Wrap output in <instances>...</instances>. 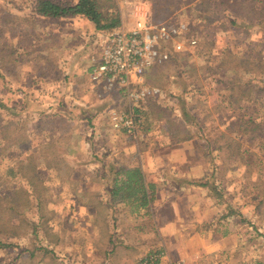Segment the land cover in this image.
<instances>
[{"label": "rangeland", "instance_id": "obj_1", "mask_svg": "<svg viewBox=\"0 0 264 264\" xmlns=\"http://www.w3.org/2000/svg\"><path fill=\"white\" fill-rule=\"evenodd\" d=\"M53 1L62 5L76 2ZM241 1L249 8L238 6ZM114 2L120 13L119 28L130 29L134 25L135 7L141 5L147 7L152 21L181 20L191 27L190 37L194 36L197 44L188 53L153 66L145 75L146 82L158 87L160 93L137 106L144 118L139 148L150 146V141H141L150 136L159 139L153 141L152 152L172 153L179 147L172 158L185 161H179L175 168L193 177L189 184L196 190L190 195L199 203V219L215 225V251L239 248L240 258L230 263L264 264V209H257L251 199L257 176L254 161L259 157L264 164V150L252 146L245 155L249 161L246 163L229 147L235 139L242 142V148L251 147L250 138L264 128V92L259 89L264 84L259 72L264 61L256 62L264 55V18L260 24L255 23L256 19L246 22L258 8V14L264 17V0H170V9L162 17L152 7L154 0ZM34 3L35 0H0V199H8L12 191L23 189L31 206L12 221L18 223L24 218L37 224L36 233L31 232L30 226L23 227L26 233L13 240L12 247L0 250V264H98V208L83 205L82 200L91 198L87 191L98 189L94 173L98 169V152L106 151V147L98 145V118L79 109L86 104L73 102L68 107L67 102L74 99L65 95L71 96L66 74L69 66L62 64L67 60L80 61L87 55L88 62L83 66L93 65L106 33L90 29L78 16L40 18L33 12ZM247 62L252 70L237 67ZM35 71L36 76L32 74ZM232 75H238L240 82L251 89L252 101L243 103L246 109L229 105L227 81ZM91 83L95 88L91 107H100L104 117L111 110H124L129 105L121 91ZM4 88H10V94ZM18 90L23 93L15 95ZM24 93L30 96H22ZM34 95H38L37 100ZM62 95L67 97L66 102ZM50 98H55L54 106ZM248 113L254 117L256 128L245 136L238 127V118ZM71 120L73 124H67ZM171 134L189 139L181 146L172 141L157 145L164 141L160 137ZM110 137L120 139L121 145L133 146L136 142L122 133H111ZM155 164L159 167L160 162ZM81 169H91L94 177L90 176L89 182L79 178ZM81 184L83 188L79 187ZM204 185L210 192L203 194L200 187ZM38 206L43 207L41 215ZM174 212L172 204L165 203L161 213L164 218H172ZM94 218L96 224L92 222ZM117 227L114 224L111 229L114 245L122 237ZM170 245L178 256L179 242L172 241ZM146 246L138 245L135 259L147 251ZM217 258L215 254V262Z\"/></svg>", "mask_w": 264, "mask_h": 264}, {"label": "crops", "instance_id": "obj_2", "mask_svg": "<svg viewBox=\"0 0 264 264\" xmlns=\"http://www.w3.org/2000/svg\"><path fill=\"white\" fill-rule=\"evenodd\" d=\"M79 18H82V23H88L89 25L87 26H89L90 29L98 32L94 25L86 18ZM18 47L19 46H17V49ZM86 56L83 59H80V61L67 60V62H63L62 65H66V67L69 66V70L66 74H69L68 80L70 81L69 86L71 88V96L69 94L65 95L74 99L72 102H67L68 107L72 106L73 102H79L80 104L81 101H83L84 104H86L84 108L79 109L85 113L86 111H90L92 112V115L96 116V119L98 118V127L96 128L98 129V145L100 147H106V151L98 152V169H95L96 173H94L96 181H98V189L91 192L87 191L91 197L88 199L89 201L87 200L88 202H83L82 200L83 205L88 206L91 204L89 207L98 208V264H138L140 257L148 253L156 252L163 253V258L159 260L158 264H175L178 261H182L184 264H227L232 260L240 258L242 253H240L239 248L220 249V251H215V245L216 243L218 244V241L214 240L215 232H213V228H215V225H212V222L206 221L205 219H199V214H197L198 207H196L199 203L193 196L190 195V193H194V190H196L195 186L189 184V181L193 180V177H188V173L178 169V167L177 169L175 168L179 161H185V158L179 159L178 157L175 160L172 158L173 155L171 154H175V152L179 151L180 148L178 147L177 151H171L172 153L163 154L162 150L152 152L151 147L159 140H156V138L152 136H150L149 139L141 140L142 142L147 143L150 141L149 147L139 148L142 144L138 139V136L142 128L144 118H142L141 125L137 127L136 132L131 135L126 133L124 130L113 129L110 126L109 117H104L105 114L103 115L101 108L91 107L93 103L90 101H94L95 99V88L91 83L92 80L90 78V71L98 59L93 65L86 68L83 66V63L87 64L88 62ZM35 73H37V71L32 74L36 76ZM39 73L41 72H38V74ZM51 77L53 78V76ZM51 77L48 79L51 80ZM57 82L60 83L61 78ZM6 84L10 86V83ZM146 84L148 83L146 82ZM18 87L19 85H17L16 88ZM115 90L121 91L126 101L123 90L119 88H115ZM4 92L6 94H10V88H4ZM17 93L23 92L19 90L14 92L15 95H17ZM26 93L21 95H28ZM37 96L38 95L33 96L34 100H37ZM66 96H63L65 102L67 100ZM42 97L44 96H41L40 100H42ZM77 97H81V100ZM40 100H38V102H40ZM48 100H50L49 102L52 106H54L53 103H56L55 98L53 100L52 98ZM134 109L136 111L138 110V112L143 115V112L139 107H134ZM75 110L77 111L78 107H76ZM124 110H129V105ZM99 113H102L103 115L102 121H100ZM68 122L73 124L72 120L67 121V124ZM158 123L159 124L157 125L161 127V122ZM111 133H122L123 135L135 138L136 142H134V145H136V147L134 148V145L131 146V144L121 145V143H119V141H121L120 139L114 140L110 137ZM146 136L147 134H145L143 138ZM167 136L168 137H160V140L164 141L157 143V145L163 146L164 143L167 142V144H169V142L172 141L181 146V144L186 142V139H189V137L177 139L174 134ZM74 159L77 160V158ZM156 162H160L158 165L159 167L155 164ZM153 164L156 165V167ZM160 166H163V168ZM134 167H139L144 174L146 184H151L153 186V196L146 208L136 209L132 203L120 201L118 197H114L111 194L116 172L121 168L131 169ZM73 171L74 170H72V172ZM91 172H93L91 169H81L79 171V178L82 177L86 180V182H89L88 180H91L89 177H94L91 175ZM83 185L84 184H81L79 187L83 188ZM200 189L204 190L202 191L203 194L207 191L210 192V188H208L207 185L202 186V188L200 187ZM168 193H170V196H168ZM205 201L210 204V206H213V203H209V200L207 201L206 199ZM165 203L168 206L169 204H172L174 207L175 212L172 218H164L161 213ZM207 203H205L206 206ZM80 205L82 204L80 203ZM206 209L209 208L206 207ZM188 215L190 220H188ZM134 220H139L141 222L140 224H146V222L148 224H146L147 226L135 225ZM92 222L96 224V218H94ZM200 223L205 225L204 228L199 226ZM114 224L118 225L117 228L122 236L117 245H114L110 239L112 233L111 229ZM191 224H194V226ZM172 241L179 242L178 256L172 252L170 245ZM156 243H159L160 246L158 245V247H155ZM138 245H148L146 246L147 251H144V249L141 250V252L144 251V253L140 254L137 259H135L134 255L136 254ZM138 252L140 251L138 250ZM215 254L219 256V258H217V262L213 259Z\"/></svg>", "mask_w": 264, "mask_h": 264}, {"label": "trees", "instance_id": "obj_3", "mask_svg": "<svg viewBox=\"0 0 264 264\" xmlns=\"http://www.w3.org/2000/svg\"><path fill=\"white\" fill-rule=\"evenodd\" d=\"M102 1L105 2L104 5ZM169 1L170 0H154L152 7L158 9L160 17L167 15L168 10L170 9V6H168ZM173 1L179 2L180 0ZM114 3V0H76L74 4L62 5L53 0H35L33 12L36 16L43 18H63L73 16L84 17L94 25L98 32L107 34L118 29L121 23L120 13ZM238 3V6H242L245 9L250 6L249 4L242 3V1ZM260 12L261 8H258V11L247 18L246 22H251L253 19H256V24L263 22L264 17H261V15L258 14ZM159 19L160 18H156L152 21L149 15V20L153 23L162 22V20L160 21ZM190 34L191 27H189V37ZM185 53H188V51H174L170 54L167 61L172 58L174 60V58L176 59L180 54ZM261 61H264V55H261L260 58L256 60L257 63H260ZM262 65L263 69L259 72L263 76L262 81L264 82V63H261V66ZM237 67H244L246 70H252V67H249L248 62L246 64L243 63L237 65ZM227 87L231 97L229 100L230 107H237L238 110L243 108L246 109L243 103L252 101L251 89L244 83L240 82V77L238 75H232L230 79H228ZM259 89L261 92H264V84ZM232 95H235V97H232ZM262 98L264 99V96H262ZM1 107H3V104L0 101V108ZM238 127L242 128V135L250 133L256 128L254 124V117L249 113L247 115L240 116L238 118ZM262 130H264V128H259V132L250 138V141H252L251 147L247 146L242 148V142L235 139L234 145H229V147L234 150L232 152H234L240 160L249 163V161L245 158V155L249 153L252 146H257L264 150V131ZM230 154L233 155V153ZM256 159L257 160L254 161V165L257 170V176L253 183L251 199L255 200V207L257 209H264V164L259 157ZM111 194L114 197H118L120 201L132 203L136 209L146 208L153 196V186L151 184H146L144 174L139 167L131 169L121 168L115 174ZM30 206L31 201L29 200L28 194L20 188L12 191V196L8 199H0V250L12 247L14 244L13 240H18L24 233H26V229L22 231L23 227L30 226L32 233L37 232V224L32 220L22 218L18 223H14L12 221L16 214L20 215V213L23 212L22 210L27 209ZM37 208H40L38 212H40L41 215V208L43 209V207L38 206Z\"/></svg>", "mask_w": 264, "mask_h": 264}, {"label": "built area", "instance_id": "obj_4", "mask_svg": "<svg viewBox=\"0 0 264 264\" xmlns=\"http://www.w3.org/2000/svg\"><path fill=\"white\" fill-rule=\"evenodd\" d=\"M135 21L130 29L120 27L103 38L99 58L90 71L92 82L105 89L123 90L129 110L109 113L110 126L134 134L141 125L142 114L134 109L160 93V89L145 82V74L153 65L167 61L172 52L190 51L197 43L189 37V25L181 20L153 23L147 7H135ZM163 253H148L138 264H158ZM175 264H184L178 261Z\"/></svg>", "mask_w": 264, "mask_h": 264}]
</instances>
